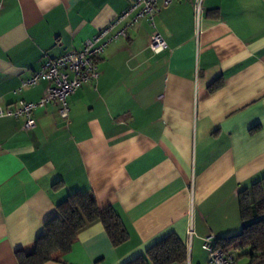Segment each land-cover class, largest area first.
Returning a JSON list of instances; mask_svg holds the SVG:
<instances>
[{
  "label": "crops",
  "instance_id": "crops-1",
  "mask_svg": "<svg viewBox=\"0 0 264 264\" xmlns=\"http://www.w3.org/2000/svg\"><path fill=\"white\" fill-rule=\"evenodd\" d=\"M131 1L0 0L1 105L37 102L47 82L21 83ZM155 24L166 50H150L147 20L127 28L100 56L99 79L68 97L67 120L48 104L29 131L21 119L0 122V264L33 253L73 192L113 208L128 239L114 246L89 223L45 264H128L170 235L187 248L183 264H211L203 238L241 232L238 194L264 178V0H203L198 18L178 0ZM218 77L223 86L209 92Z\"/></svg>",
  "mask_w": 264,
  "mask_h": 264
},
{
  "label": "trees",
  "instance_id": "trees-1",
  "mask_svg": "<svg viewBox=\"0 0 264 264\" xmlns=\"http://www.w3.org/2000/svg\"><path fill=\"white\" fill-rule=\"evenodd\" d=\"M223 86L222 77L215 79L208 91ZM239 216L243 228L238 235L216 238L217 249L235 255L234 264L246 259V264H264V178L238 194ZM57 214L43 226L35 249L30 255L16 253L19 264H45L57 261L56 255L69 253L79 232L89 223L100 222L114 246L128 239L120 217L111 207L100 208L92 192H73L56 206ZM188 259L187 248L176 236L170 235L153 245L146 255L128 264H183Z\"/></svg>",
  "mask_w": 264,
  "mask_h": 264
},
{
  "label": "built area",
  "instance_id": "built-area-1",
  "mask_svg": "<svg viewBox=\"0 0 264 264\" xmlns=\"http://www.w3.org/2000/svg\"><path fill=\"white\" fill-rule=\"evenodd\" d=\"M178 0H132L129 7L115 20L109 22L92 38L86 39L80 50L68 52L58 58L45 60L40 68L21 83V88L36 86L40 81L47 82L42 97L37 102L19 100L14 108L4 107L0 103V122L7 117L22 120L21 129L29 131L36 125L33 112L37 108H45L48 104L57 107L58 116L67 120L69 117L68 97L86 84L96 82L100 77L98 62L107 45L116 38L125 37L126 29L147 20L151 28L149 48L154 53L166 50L164 38L156 28L155 17L162 10L170 7ZM194 5L198 18L203 0H189ZM122 21L125 27L115 36L104 40L110 31ZM216 238L206 236L201 248L208 255L211 264H234L235 255L223 252L215 247Z\"/></svg>",
  "mask_w": 264,
  "mask_h": 264
},
{
  "label": "rangeland",
  "instance_id": "rangeland-1",
  "mask_svg": "<svg viewBox=\"0 0 264 264\" xmlns=\"http://www.w3.org/2000/svg\"><path fill=\"white\" fill-rule=\"evenodd\" d=\"M202 253H203L204 256L207 255L204 251H202ZM245 260L246 259H241V260L237 261L235 264H246L247 262Z\"/></svg>",
  "mask_w": 264,
  "mask_h": 264
}]
</instances>
